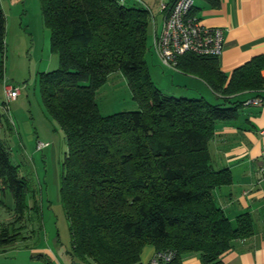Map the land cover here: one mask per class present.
<instances>
[{"label":"trees","instance_id":"16d2710c","mask_svg":"<svg viewBox=\"0 0 264 264\" xmlns=\"http://www.w3.org/2000/svg\"><path fill=\"white\" fill-rule=\"evenodd\" d=\"M38 2L50 49L58 56L57 67L40 71L38 78L42 103L66 139L59 196L72 261L143 264L141 251L151 244L171 257L156 256L149 264H182L190 252H198L204 264H218L234 239L251 234L252 224L241 213L232 225L216 202L214 189L229 183L231 173L212 165L209 142L217 122L233 119L238 106L254 97L264 102V56H253L228 75L217 57L187 51L175 67L201 77L216 101L169 94L155 84L145 59L150 17L145 4ZM4 37L0 3V74ZM115 72L125 76L138 108L102 114L96 90ZM242 91L256 92L242 99ZM5 123L0 111V129ZM5 189L17 220L31 212L39 220L35 191L0 140V193ZM19 234L2 228L0 244Z\"/></svg>","mask_w":264,"mask_h":264},{"label":"rangeland","instance_id":"374dc122","mask_svg":"<svg viewBox=\"0 0 264 264\" xmlns=\"http://www.w3.org/2000/svg\"><path fill=\"white\" fill-rule=\"evenodd\" d=\"M122 1L128 5L148 4L151 7L145 59L154 82L163 83L171 78L172 69L164 65L150 48L155 18H158L157 26L160 28V0ZM24 4L28 15H25L21 26L20 18L12 16L2 56L4 75L12 85L20 88L19 95L7 105L8 113L15 116L16 128L10 131L4 124L0 129V140L9 149L11 162L18 164L21 175L28 178L40 205V213L39 220L32 212L17 220L11 192L5 189L0 193L3 202L0 206V231L2 228L10 233L20 231L18 239L1 244L4 246H0V264H72L67 251L71 247V234L59 196L66 139L63 130L42 103L38 78L39 71L46 68V63L54 54L50 49V31L44 25L38 0H25ZM5 11H9L10 16L13 13L8 2ZM213 98L216 101L217 97ZM96 100L102 114L138 108L121 72L109 75L96 90ZM16 118L22 125L20 131ZM21 121H27L29 128L26 129ZM38 140L46 141L48 145L38 150Z\"/></svg>","mask_w":264,"mask_h":264},{"label":"crops","instance_id":"0c3cea01","mask_svg":"<svg viewBox=\"0 0 264 264\" xmlns=\"http://www.w3.org/2000/svg\"><path fill=\"white\" fill-rule=\"evenodd\" d=\"M167 1L169 0H160V7ZM6 2L10 9H13L11 16L9 11H5ZM0 3L5 14L6 35L12 25V16L20 18L21 26L23 19L28 15V10L24 7L25 0H0ZM193 4V13L202 24L224 29L223 50L217 57L223 72L229 75L234 68L253 56H264V0H219L216 5H211L206 0H193ZM145 6L151 10L148 4ZM163 15L161 9L160 27ZM153 23V30L154 27L159 29L158 18H155ZM27 25L29 26V23ZM57 65L58 56L54 53L43 71L53 69ZM170 68L172 69L170 79L168 77L163 83L155 81L163 92L187 96L202 95L208 99L212 97V100L213 97H217L201 77L174 67ZM262 73L264 74V68ZM4 84L11 83L4 75L3 67L0 74V111L6 117V126L12 131L16 128L15 116L8 113V107L4 106L6 98ZM255 92L242 91L238 95L244 99L253 96ZM16 122L20 131L22 129L20 119L16 118ZM22 124L26 129L29 128L27 121H23ZM209 149L212 165L215 168L226 167L231 173L229 183L214 189L216 202L232 225L236 224V217L241 213H247L252 224L251 234L234 239L232 246L222 254L218 264H264V102L260 105L241 104L233 119L217 122ZM156 252L153 245H145L140 255L141 262L149 264ZM72 264L84 263L73 261ZM182 264L204 263L198 252H190L182 256Z\"/></svg>","mask_w":264,"mask_h":264},{"label":"built area","instance_id":"2783aa9c","mask_svg":"<svg viewBox=\"0 0 264 264\" xmlns=\"http://www.w3.org/2000/svg\"><path fill=\"white\" fill-rule=\"evenodd\" d=\"M193 0H169L161 4L163 20L161 27H154L151 48L166 66L176 68L179 55L191 51L196 54L218 57L223 50L224 29L206 26L191 13ZM6 107L11 99H15L20 88L12 84H4ZM248 104H262L261 97H254L245 102ZM48 145L46 141L38 140L36 149L41 150ZM161 256L168 260L170 252H156L155 257Z\"/></svg>","mask_w":264,"mask_h":264}]
</instances>
